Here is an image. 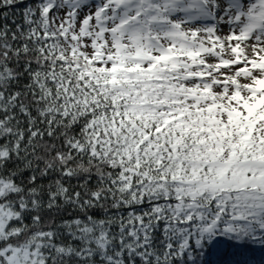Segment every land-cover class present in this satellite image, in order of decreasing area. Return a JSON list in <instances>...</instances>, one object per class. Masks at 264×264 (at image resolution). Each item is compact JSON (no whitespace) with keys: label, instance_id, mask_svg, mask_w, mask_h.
<instances>
[{"label":"snow or ice","instance_id":"1","mask_svg":"<svg viewBox=\"0 0 264 264\" xmlns=\"http://www.w3.org/2000/svg\"><path fill=\"white\" fill-rule=\"evenodd\" d=\"M264 247V0H0V264H211Z\"/></svg>","mask_w":264,"mask_h":264},{"label":"trees","instance_id":"2","mask_svg":"<svg viewBox=\"0 0 264 264\" xmlns=\"http://www.w3.org/2000/svg\"><path fill=\"white\" fill-rule=\"evenodd\" d=\"M211 264H264V247L237 248L221 244L209 257Z\"/></svg>","mask_w":264,"mask_h":264}]
</instances>
